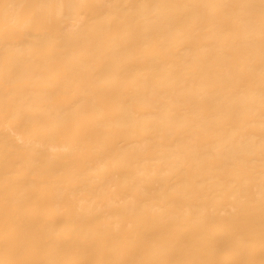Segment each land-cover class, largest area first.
<instances>
[{
	"label": "bare ground",
	"instance_id": "obj_1",
	"mask_svg": "<svg viewBox=\"0 0 264 264\" xmlns=\"http://www.w3.org/2000/svg\"><path fill=\"white\" fill-rule=\"evenodd\" d=\"M0 264H264V0H0Z\"/></svg>",
	"mask_w": 264,
	"mask_h": 264
}]
</instances>
